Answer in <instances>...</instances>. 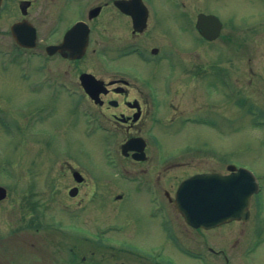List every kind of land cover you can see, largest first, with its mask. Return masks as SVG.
Returning <instances> with one entry per match:
<instances>
[{"label": "rangeland", "instance_id": "374dc122", "mask_svg": "<svg viewBox=\"0 0 264 264\" xmlns=\"http://www.w3.org/2000/svg\"><path fill=\"white\" fill-rule=\"evenodd\" d=\"M145 2L154 5L166 21L178 22L191 11L194 29L201 11L216 14L223 21L221 35L212 42L194 34L182 36L174 26L169 34L163 25L154 24L155 18L142 40L129 41L143 43L147 51L156 44L166 50L157 63L162 122L154 135L160 158V164L153 160L156 170L167 172L169 181L176 182L180 179L176 176L190 168L172 166L171 161L185 157L196 169L223 171L230 164H244L259 175L264 194V0ZM115 50L114 70L126 66L131 72L149 75V68L129 57H119ZM0 54V184L14 188L10 195L14 206L0 220V234H9L14 222H20L19 199H15L20 191L15 188L26 187L35 205L34 215L38 211L45 223L41 232L30 233L34 240L45 233L44 229L49 234L53 230L65 232L70 241H82L80 229L87 235L104 229L108 236L96 234L105 236L106 241L119 239L139 253L148 248L144 242L166 235L168 230L160 226V234L151 236L157 224L152 222L151 227V216H146L152 209L147 200L152 190L123 180L126 176L120 168L132 167L120 153L119 165L113 155L115 149L107 147L109 141L111 144L121 138L87 132L85 116L74 109L75 95L57 85L64 75L52 73L47 78L45 72L31 68L28 54L18 52L4 34H0ZM99 73L105 74L103 70ZM166 73L170 76L164 83ZM145 92L148 94L147 88ZM200 117H208L204 125ZM71 167L86 178L76 197L68 194L75 183ZM118 194L124 196L116 200ZM9 203L1 204L2 213ZM28 215L22 213L20 219L25 221ZM14 240L3 238L1 243L9 248ZM86 246L83 243L81 251L89 257ZM119 252L116 247L113 253ZM106 258L85 264H107Z\"/></svg>", "mask_w": 264, "mask_h": 264}, {"label": "flooded vegetation", "instance_id": "af4514ba", "mask_svg": "<svg viewBox=\"0 0 264 264\" xmlns=\"http://www.w3.org/2000/svg\"><path fill=\"white\" fill-rule=\"evenodd\" d=\"M130 0H1L0 1V34L16 44L12 27L16 23H23L27 29V37L34 41L32 47L27 48L29 66L39 71L63 74L64 80L75 89L74 109L82 113L87 122L88 133L104 135V137L120 140L111 142L107 147L115 149L132 168L121 167L124 171L138 174L134 178H123L127 182L139 184L148 192V205L152 207L148 224L157 223L152 237L160 234V226L166 228L167 234L157 235L152 242H144L148 248L139 253L126 247L119 239L117 242H100L102 248L107 249L105 257L107 264H264V194L263 186L259 193L253 194L250 201V215L246 220L234 219L213 227H194L188 224L183 215L177 210L175 198L179 183L186 177L196 173H207L209 169H196L190 161H171L172 166L190 168L179 177L176 182H170L167 172L164 174L156 170L154 162L160 164L159 148L154 136L160 130L162 122L161 99L158 96L159 85L157 63L162 59L163 46L152 45L149 50L143 43H132L130 39L142 40L152 25V19L158 27L164 30L178 28L182 36L196 35L202 41L208 42L197 30L194 29L192 12L180 21H166L154 5L145 2L147 6V19L143 29L135 26L134 16L140 17L142 4L140 1L124 5ZM162 17V18H161ZM185 19V21H184ZM141 23V22H140ZM195 31V32H194ZM194 32V33H193ZM68 37V43L60 50ZM87 40L85 53L77 57L75 47L80 41ZM115 46V48H114ZM121 47V51H119ZM126 47V48H125ZM119 57H129L135 64L149 68V75L134 73L127 70L115 69L113 64V50ZM153 48H158L157 53H152ZM12 52V51H11ZM169 59L165 55V59ZM170 60V59H169ZM103 70L105 74L99 73ZM114 71H116L114 73ZM91 73L103 81L101 91L91 95L85 90L81 80L83 73ZM73 74V76H71ZM164 74V73H163ZM170 76V74H169ZM166 73L164 80L169 79ZM54 78V76H53ZM57 85L60 83L57 81ZM148 89L146 94L145 89ZM174 113L175 110H174ZM156 144L153 147L152 140ZM145 145L142 147V139ZM137 139L134 146L140 149H131L126 154L121 153L122 145L130 140ZM137 144V145H136ZM143 148V149H142ZM155 148V149H154ZM187 158L190 157L187 154ZM138 154L142 159H137ZM194 154V153H193ZM121 158V159H122ZM163 173V174H162ZM229 173V171H223ZM58 179V178H54ZM168 180V181H167ZM261 181V179H260ZM86 184V178L77 185L79 193ZM1 185V184H0ZM262 185V183H261ZM7 195L0 198V209L3 202L9 201L5 211L0 210V220L7 217L12 211V190L8 187ZM25 188L19 190L18 211L20 222H14L13 230L9 234H0V264H67V244L69 246V263L77 264L79 260H86L81 254V241L67 240L65 232L53 230L50 234L47 229L44 234L34 240L32 232H41L44 228L42 214L36 211L31 202L30 193ZM23 190V191H22ZM22 191V193H21ZM11 193V194H10ZM78 193V194H79ZM77 194V195H78ZM18 195H15L17 197ZM124 195H116V200ZM108 201V200H107ZM109 202V201H108ZM108 204H105V207ZM15 212V210H14ZM29 215L25 221L20 219L22 213ZM16 214V213H15ZM43 222V223H42ZM45 224V223H44ZM147 224V223H146ZM152 227V225H151ZM15 239L14 243L2 245V239ZM158 240V241H157ZM145 241H151L145 240ZM39 244H38V243ZM90 247L96 248V241L89 242ZM100 247V246H99ZM116 247L120 248L118 254L113 253ZM147 249H149L147 251ZM96 254V250H92Z\"/></svg>", "mask_w": 264, "mask_h": 264}, {"label": "water", "instance_id": "95a60500", "mask_svg": "<svg viewBox=\"0 0 264 264\" xmlns=\"http://www.w3.org/2000/svg\"><path fill=\"white\" fill-rule=\"evenodd\" d=\"M132 1H127L124 7L127 8ZM142 7L140 17L134 16L135 26L140 29L144 28L147 19V8L143 4ZM197 27L205 37L213 40L220 35L222 23L214 14L200 13ZM13 32L18 43L27 46L34 44V41L28 39L27 29L22 23L15 24ZM85 44L86 40L78 47L79 55L84 53ZM153 51L157 52V49ZM83 80L89 92L96 88V84H101V81L91 74H84ZM93 83L94 86H92ZM130 148H134V140L125 143L123 151ZM229 169L233 172L227 175L221 173L196 174L183 180L179 185L176 198L177 208L185 215L189 223L196 226H213L229 219L248 217L249 200L251 194L257 190L258 182L244 167L234 171L236 167L230 165ZM74 176L78 181L83 179L78 171L74 172ZM77 191V188H72L70 194L75 195ZM5 194V189L0 186V198Z\"/></svg>", "mask_w": 264, "mask_h": 264}]
</instances>
